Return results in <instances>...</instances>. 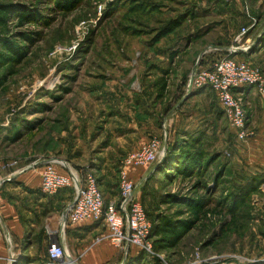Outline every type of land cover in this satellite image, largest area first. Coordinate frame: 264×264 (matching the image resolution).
Returning a JSON list of instances; mask_svg holds the SVG:
<instances>
[{"label": "rangeland", "instance_id": "rangeland-1", "mask_svg": "<svg viewBox=\"0 0 264 264\" xmlns=\"http://www.w3.org/2000/svg\"><path fill=\"white\" fill-rule=\"evenodd\" d=\"M0 3L12 7L0 25V164H10L3 169L60 159L81 179L93 174L105 198L116 200L124 173L142 179L135 199L152 227L170 219L180 235L151 229L152 252L119 249L105 264L131 257V264H264V93L255 83L234 91L247 116L239 138L211 88L191 78L227 55L264 75V0ZM24 11L37 17L22 21ZM234 44L248 51L228 54ZM140 132L147 140L139 146L131 136ZM155 138L166 144L163 157L124 166ZM45 223L56 237L54 222ZM37 239L12 237L6 264H48L51 240Z\"/></svg>", "mask_w": 264, "mask_h": 264}, {"label": "built area", "instance_id": "built-area-1", "mask_svg": "<svg viewBox=\"0 0 264 264\" xmlns=\"http://www.w3.org/2000/svg\"><path fill=\"white\" fill-rule=\"evenodd\" d=\"M246 31L243 30L237 40H240ZM228 49V54L234 52L236 54L238 51H248V46L234 44ZM191 78H195L201 84L211 88L224 109L229 123L236 130V134L239 138H244L247 116L241 101L235 97L234 91L240 86L255 83L264 93V75L245 61L237 60L235 55H227L213 62L212 66L199 74L193 72ZM192 85L190 83V86ZM164 154L163 141L155 138L144 144L140 150L130 153L124 160V166L153 163ZM42 163L44 164L42 192L55 195L65 188L70 187L75 190L74 203L72 201L66 207V217L64 214L62 215L60 233H64L68 223L103 221L108 228L105 238H108L116 247L128 251L130 247L136 246L147 253L152 252V245L148 237L152 229V221L141 202L135 199L137 184L128 179L126 173L122 176L119 200H116L117 198L106 199L93 174L88 173L81 179L75 171L71 170L66 161L47 159L33 162L26 168H33ZM7 165L10 164H4L2 167L6 168ZM61 167L63 171L60 169ZM59 232L54 234L57 235ZM7 238L10 240V235ZM47 263L81 264L79 258L73 256L68 248L55 237L51 240L48 249Z\"/></svg>", "mask_w": 264, "mask_h": 264}, {"label": "crops", "instance_id": "crops-1", "mask_svg": "<svg viewBox=\"0 0 264 264\" xmlns=\"http://www.w3.org/2000/svg\"><path fill=\"white\" fill-rule=\"evenodd\" d=\"M241 54L238 55L239 59H243L244 55ZM192 60L193 57L190 58V61ZM186 71L187 68L182 71V77ZM210 92L216 98L211 89ZM198 96L195 93L194 97ZM132 122H134V119L129 120V124H132ZM130 134L135 135L138 133L130 131L128 135ZM131 139L135 141V145L139 146L147 140L142 133L137 138L131 136ZM2 166L0 164V264H6L7 259L11 256L12 237L17 242L18 240L28 241L36 236L37 241L43 244L46 243L45 245H47L49 239L53 240L52 236H48V224L45 221L52 220L56 225V233L59 232L62 215L66 207L73 201L75 194L70 200L71 196L69 197V195L72 194V191L69 188H65L66 192L61 190L50 196L41 193L42 165L33 168H26V166L14 168L12 174H9ZM129 172L130 175L137 178L143 170L142 168L138 170L130 169ZM138 183L141 184L142 179ZM139 184H137V188ZM137 188L136 197L138 196ZM42 224L43 226H41ZM107 233L108 228L105 222L85 221L78 224H69L64 233L59 232L54 237L59 239L73 256L79 258L81 264H105L114 260L120 249L112 244L108 238H105ZM8 235H10V240L7 238ZM131 248L137 249L138 247L132 246ZM46 259H48V256Z\"/></svg>", "mask_w": 264, "mask_h": 264}, {"label": "trees", "instance_id": "trees-1", "mask_svg": "<svg viewBox=\"0 0 264 264\" xmlns=\"http://www.w3.org/2000/svg\"><path fill=\"white\" fill-rule=\"evenodd\" d=\"M12 11V7L9 4H4V3H0V25H7L8 24V18L10 17ZM21 18L22 21L29 19V18H35L37 16H33L32 14H29V12H22L21 13ZM1 42H4L5 46L9 47L12 52L14 53L15 57H17L18 59H23L25 58V53H23V49L21 48V46L16 45L14 42L7 40L6 38H2ZM5 56L6 54H4L3 52L0 51V56ZM11 57V56H9ZM74 190V188H72ZM75 193V190H74ZM148 215V213H147ZM149 216V215H148ZM150 218V216H149ZM155 228V229H154ZM154 230V233L156 236H160L162 238L166 237V238H178L179 237V233L178 232V225L176 221H172L170 219H165L163 221H159L157 223L154 222L153 220V227H152V231ZM131 247L129 248L128 252H130ZM140 252H143L144 254H147V252L143 249L139 250ZM135 261V259L133 257L130 258V264L133 263ZM153 264H162L159 260L155 261Z\"/></svg>", "mask_w": 264, "mask_h": 264}, {"label": "water", "instance_id": "water-1", "mask_svg": "<svg viewBox=\"0 0 264 264\" xmlns=\"http://www.w3.org/2000/svg\"><path fill=\"white\" fill-rule=\"evenodd\" d=\"M164 147H165V153H166V144L164 145ZM74 201H73V203H74ZM64 216L66 217V211H64Z\"/></svg>", "mask_w": 264, "mask_h": 264}]
</instances>
